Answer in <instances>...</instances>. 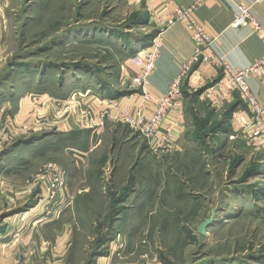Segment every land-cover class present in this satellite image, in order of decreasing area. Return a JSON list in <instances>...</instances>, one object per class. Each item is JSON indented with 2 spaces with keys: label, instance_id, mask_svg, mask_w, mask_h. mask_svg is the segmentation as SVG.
Here are the masks:
<instances>
[{
  "label": "rangeland",
  "instance_id": "1",
  "mask_svg": "<svg viewBox=\"0 0 264 264\" xmlns=\"http://www.w3.org/2000/svg\"><path fill=\"white\" fill-rule=\"evenodd\" d=\"M158 29L148 0H0V264H264L237 95L184 89L169 150L107 112L137 100L126 61Z\"/></svg>",
  "mask_w": 264,
  "mask_h": 264
},
{
  "label": "built area",
  "instance_id": "2",
  "mask_svg": "<svg viewBox=\"0 0 264 264\" xmlns=\"http://www.w3.org/2000/svg\"><path fill=\"white\" fill-rule=\"evenodd\" d=\"M205 0H193L190 6L183 8L177 0H163L167 10V16L157 20L159 32L152 40L150 46L140 50L126 61L131 69L129 87L137 100L133 106L118 108L116 103L103 102L108 105L107 111L110 118L125 124L129 129L137 132L146 140L148 146L156 149L169 150L175 141V135L180 129L178 122L163 126L168 113L177 110L182 99V92L190 80L204 81L218 69L221 70V78L216 85V91L211 97L214 104L220 106L226 104L237 95L246 108V118L239 117L237 126L245 135L247 144L259 148L264 152V105H261L251 93L248 79L257 77L264 72V55L254 61L247 68L235 71L224 62H217L212 55V38L204 29L198 19L199 5ZM215 1V0H208ZM237 14L231 23L232 29H239L245 25L264 44V19L257 21L250 13V7L244 4L236 5ZM181 25L189 33L194 44L191 58L180 67V71L168 90L152 101L150 91V77L155 69V63L161 43V35L166 29ZM187 82V83H186ZM160 130H162L160 132ZM48 178L49 191L55 193L63 190L64 180L59 171L51 169Z\"/></svg>",
  "mask_w": 264,
  "mask_h": 264
},
{
  "label": "crops",
  "instance_id": "3",
  "mask_svg": "<svg viewBox=\"0 0 264 264\" xmlns=\"http://www.w3.org/2000/svg\"><path fill=\"white\" fill-rule=\"evenodd\" d=\"M150 13L153 19L165 18L167 10L163 0H148ZM193 0H177V3L186 8ZM244 4L250 7V13L257 21L264 19V0H215L203 1L197 11V16L206 32L214 38L211 46L213 57L217 62H224L233 70L239 71L247 68L254 61L264 55L263 42L252 33L251 28L245 25L239 29H232L231 23L237 14L236 5ZM161 43L158 51L155 69L150 77V91L153 103L158 96L164 94L180 71L182 64L186 63L194 51V44L189 33L181 25L172 26L161 35ZM212 72L204 81L190 80L183 90L196 91V89L208 88L206 86L217 85L221 78V70L218 69L216 77ZM218 78V79H217ZM248 86L256 100L264 105V72L248 79ZM198 84L197 86H195ZM210 86V87H211ZM217 88V87H216ZM98 104L101 102L94 98ZM183 102L180 101L177 110L169 112L162 128L170 123L180 124V112ZM246 112L240 115L246 118ZM162 130H160L161 132ZM176 134H180V131ZM176 136V135H175Z\"/></svg>",
  "mask_w": 264,
  "mask_h": 264
},
{
  "label": "water",
  "instance_id": "4",
  "mask_svg": "<svg viewBox=\"0 0 264 264\" xmlns=\"http://www.w3.org/2000/svg\"><path fill=\"white\" fill-rule=\"evenodd\" d=\"M211 220H204L198 227H197V232L199 234H204L205 228L210 224Z\"/></svg>",
  "mask_w": 264,
  "mask_h": 264
}]
</instances>
